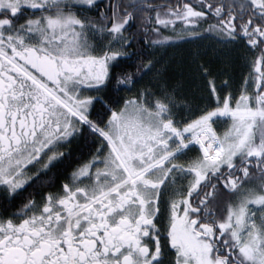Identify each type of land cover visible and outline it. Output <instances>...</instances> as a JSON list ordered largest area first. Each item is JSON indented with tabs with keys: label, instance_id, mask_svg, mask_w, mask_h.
<instances>
[{
	"label": "snow or ice",
	"instance_id": "1",
	"mask_svg": "<svg viewBox=\"0 0 264 264\" xmlns=\"http://www.w3.org/2000/svg\"><path fill=\"white\" fill-rule=\"evenodd\" d=\"M0 264H264V0H0Z\"/></svg>",
	"mask_w": 264,
	"mask_h": 264
},
{
	"label": "trees",
	"instance_id": "2",
	"mask_svg": "<svg viewBox=\"0 0 264 264\" xmlns=\"http://www.w3.org/2000/svg\"><path fill=\"white\" fill-rule=\"evenodd\" d=\"M156 2L159 3L161 0H156ZM197 47L203 52L202 59L209 62L213 71L218 73L217 83L222 81L225 78V73H227L233 76L236 87L240 85L243 74L248 72V67L244 66L239 59H233L231 65L228 66L223 57L213 55L212 48L214 47V42L209 39H204L192 43H180L177 47L169 48L163 53L165 56L174 54L176 60H180L181 57L184 59V63L180 67L175 63L170 65L169 72L167 73L170 78V83L182 81V87L178 90L180 94L191 99L199 96L203 91L202 81L194 78V71L187 64L191 51ZM221 69L224 72H220Z\"/></svg>",
	"mask_w": 264,
	"mask_h": 264
},
{
	"label": "flooded vegetation",
	"instance_id": "3",
	"mask_svg": "<svg viewBox=\"0 0 264 264\" xmlns=\"http://www.w3.org/2000/svg\"><path fill=\"white\" fill-rule=\"evenodd\" d=\"M173 3L175 2V0H172ZM123 94V93H121ZM94 147L92 145H86L84 144L83 139H81V141L77 144L74 143L72 145V161L70 164H68L67 166H60L59 170H54L56 172V175L54 176V183H55V187H58L60 185V183L64 180V178L71 172L72 167L75 166V164L77 163L76 157L79 155L82 159L83 158H87L90 154V150L91 148ZM34 171V169H32ZM52 173H49V176H51ZM55 187L51 190H55ZM32 189L29 188V191H31ZM48 190V189H45Z\"/></svg>",
	"mask_w": 264,
	"mask_h": 264
}]
</instances>
